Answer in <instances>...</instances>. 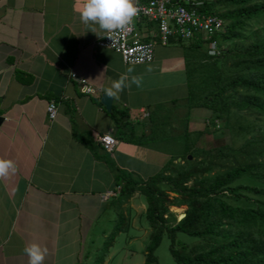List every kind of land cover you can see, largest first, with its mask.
I'll use <instances>...</instances> for the list:
<instances>
[{
    "label": "crops",
    "instance_id": "crops-1",
    "mask_svg": "<svg viewBox=\"0 0 264 264\" xmlns=\"http://www.w3.org/2000/svg\"><path fill=\"white\" fill-rule=\"evenodd\" d=\"M82 3L0 0V158L17 166L0 179V264H28L23 248L32 242L48 249L44 264H97V239L106 231L100 214L117 204L127 230L131 208L135 213L137 190L116 202L120 174L145 178L157 171L179 149L184 120L197 112L186 106L188 63L198 48L209 55L204 40L157 41L150 61L129 63L96 43L105 31L94 26L93 33L81 22ZM133 23L140 38L156 32L153 20ZM71 71L94 91H81ZM122 74L141 80L111 98L120 111L116 124L100 93ZM49 99L56 105L52 119ZM106 131L116 138L111 151L93 134Z\"/></svg>",
    "mask_w": 264,
    "mask_h": 264
},
{
    "label": "trees",
    "instance_id": "trees-1",
    "mask_svg": "<svg viewBox=\"0 0 264 264\" xmlns=\"http://www.w3.org/2000/svg\"><path fill=\"white\" fill-rule=\"evenodd\" d=\"M217 3L226 5L224 10H219ZM198 8L225 21L216 35L222 42L242 38L246 20L264 19V0H203ZM262 27L246 44L213 56L218 65L211 86L196 96L189 90L186 96L188 108L211 110V125H215L214 119H223L224 127L241 133L240 143L197 147L184 126L183 134L175 138L179 149L157 171L145 178L120 174L118 198H127L137 190L145 200L149 232L142 264H158L154 249L163 233L176 263L264 264V20ZM241 111L251 116V121L229 123V115ZM109 112L116 124L121 123L117 117L120 111L110 107ZM130 138L138 139L135 135ZM170 204H184L183 216L169 221ZM125 223L124 213L118 211L104 239V252ZM177 231L193 240H176Z\"/></svg>",
    "mask_w": 264,
    "mask_h": 264
},
{
    "label": "rangeland",
    "instance_id": "rangeland-1",
    "mask_svg": "<svg viewBox=\"0 0 264 264\" xmlns=\"http://www.w3.org/2000/svg\"><path fill=\"white\" fill-rule=\"evenodd\" d=\"M215 6H217L219 10H224V8L226 7V5H223L221 3H217ZM263 20L264 19L262 16H260L256 21L246 20V24L242 29V33L244 34L242 38L232 39L227 42H222L219 38L220 54L224 49L227 50L232 47H240L250 41L253 36L260 34L263 31ZM190 48L191 46H189V49ZM193 54L194 55L191 56H193L194 59L191 60L190 63H188V68L192 76V78H189V85L192 94L196 96L200 93H203L206 88L211 86V78L214 74V69L217 68L218 61L216 60V62L213 63V60L216 58H213L210 55H205L203 49L201 48L194 50ZM196 111L197 112L193 115V119L188 121V118H186L184 120L186 132L189 133V136L190 138H192L191 140L194 145L202 148H215L225 143L232 144V146H237L240 143L242 134L237 130H234L235 128L229 129V127H224L222 123L223 119H214V126L209 123L208 118L211 114V110L209 108L197 106ZM229 121V123L234 125H237L238 123L242 125L247 121H251V116L245 115L244 111L232 113L229 115ZM188 124L190 125L188 126ZM187 126L192 130H188ZM196 132L199 133L197 134ZM176 159L179 158L176 157ZM133 194L135 198H132V202L135 206V213L131 208L132 211L131 215H129L130 223L128 229L120 230L114 235L112 243L107 247L108 252H104V239L107 237L114 226L117 212L119 211V209L123 210V208L117 206V204L116 206H107L108 208H105V211L102 212L99 216L100 221L102 220L104 224V228H106V231L103 234L99 233V238L97 239L98 241L96 245H99V256L105 253L103 256V261L106 264H142L145 245L148 240L149 227H147V219L144 215L143 207L140 204L141 202H145L143 195L138 191H134ZM169 194L171 195L172 193L170 192ZM116 202L120 203V199ZM184 208V204L168 205L169 211L166 213L168 220L174 221L177 214L183 212ZM143 226L147 228L146 233L142 229ZM129 235L133 236L134 238L127 241ZM176 240H184L189 242L193 240V237L182 231H177ZM168 243L169 239L167 235L163 233L161 235L159 243L154 249L157 263L180 264L176 263L173 260V257L168 250Z\"/></svg>",
    "mask_w": 264,
    "mask_h": 264
},
{
    "label": "built area",
    "instance_id": "built-area-1",
    "mask_svg": "<svg viewBox=\"0 0 264 264\" xmlns=\"http://www.w3.org/2000/svg\"><path fill=\"white\" fill-rule=\"evenodd\" d=\"M202 1L138 0L139 13L134 20H140L143 17L153 20L156 24V32L151 33L147 39L140 38L135 31V23H133L130 31L123 33L104 32L96 40V43L113 48L119 52L124 61L129 63L150 61L155 42L164 43L170 38L189 39L199 37L204 40L209 55H218L220 54V48L216 35L222 31L224 21L218 14L198 8ZM70 75L76 78L81 91H94V87L84 77H76L73 71L70 72ZM45 111L48 119L55 116L56 105L54 100L49 99L46 102ZM93 134L104 150L111 151L113 149L116 138L110 132H94ZM118 186H116L117 189Z\"/></svg>",
    "mask_w": 264,
    "mask_h": 264
},
{
    "label": "clouds",
    "instance_id": "clouds-1",
    "mask_svg": "<svg viewBox=\"0 0 264 264\" xmlns=\"http://www.w3.org/2000/svg\"><path fill=\"white\" fill-rule=\"evenodd\" d=\"M138 0H83L77 9L80 20L95 32V27L108 33H123L130 31L134 19L139 13ZM128 73L133 71L129 68ZM141 78L122 74L118 79L111 82L110 87L105 89L108 98H118V93L131 84L140 85ZM17 171L16 163L11 159L0 158V179H7ZM23 253L28 257V264H44L48 249L36 242H32L23 248Z\"/></svg>",
    "mask_w": 264,
    "mask_h": 264
},
{
    "label": "water",
    "instance_id": "water-1",
    "mask_svg": "<svg viewBox=\"0 0 264 264\" xmlns=\"http://www.w3.org/2000/svg\"><path fill=\"white\" fill-rule=\"evenodd\" d=\"M100 101H101V103L104 105V107L106 109H109L110 108L111 98L106 97L105 92H101L100 93ZM187 156L190 157L189 154H187ZM183 214H184V212L178 213L177 216H176V219H178L181 216H183Z\"/></svg>",
    "mask_w": 264,
    "mask_h": 264
}]
</instances>
